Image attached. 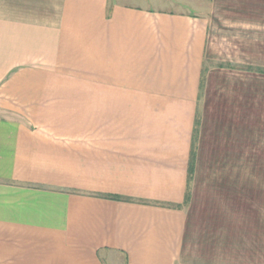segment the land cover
<instances>
[{
  "label": "crops",
  "instance_id": "1",
  "mask_svg": "<svg viewBox=\"0 0 264 264\" xmlns=\"http://www.w3.org/2000/svg\"><path fill=\"white\" fill-rule=\"evenodd\" d=\"M200 3L0 0V264L264 262L260 207L182 206Z\"/></svg>",
  "mask_w": 264,
  "mask_h": 264
},
{
  "label": "rangeland",
  "instance_id": "2",
  "mask_svg": "<svg viewBox=\"0 0 264 264\" xmlns=\"http://www.w3.org/2000/svg\"><path fill=\"white\" fill-rule=\"evenodd\" d=\"M188 10L205 17L207 33L192 134L195 140L199 138L198 149L192 156L193 159L198 157V160L193 174L191 176L187 174L189 179L182 206L187 210L188 216L194 214L193 209L210 208V206L221 208L257 206L261 209L260 222L264 223V177L261 178V175H264V122L263 136L258 142L262 151L258 152V156L251 151L250 161L243 167L244 179L235 176L241 175L237 167L228 165L233 164L232 160L226 161L227 163H224L226 166L224 164L217 166L212 161L214 155L206 148L208 137L203 132V118L213 111L212 107L218 100L217 93L224 94L226 100L230 102L235 93L237 101L248 103V107H252L254 112V99L251 94L252 74L246 69L250 64L264 66V0H201L198 8L189 7ZM261 98L262 116H264V89ZM222 99L224 100V97ZM207 103L211 105L206 107ZM257 129L258 126H254L252 134L255 137H257ZM224 170H231L233 172L231 178L239 180L234 184L232 180L222 182L225 189L216 182L217 174ZM251 178L256 179L255 182L258 184ZM236 183L243 185L241 187L243 203L231 198L233 196L231 187L236 188ZM196 221V224H199L197 219ZM193 235L195 240L192 247L190 246V255L187 259L191 262L204 261L205 256L201 253L202 244L197 240L200 234L193 232ZM261 244H264V234ZM249 251L248 247L246 250L243 247L238 249L236 255L238 254L239 257H235V262L242 258L246 262L250 261L253 255L251 256ZM192 252H196L195 258ZM260 257L264 261V248Z\"/></svg>",
  "mask_w": 264,
  "mask_h": 264
},
{
  "label": "trees",
  "instance_id": "3",
  "mask_svg": "<svg viewBox=\"0 0 264 264\" xmlns=\"http://www.w3.org/2000/svg\"><path fill=\"white\" fill-rule=\"evenodd\" d=\"M246 71L252 74L251 94L254 99V112H252V107H248V103H239L235 97V93L234 97L231 99L232 102L227 101L224 94L217 93L218 100L212 107L213 111H210L208 115L203 118V132H205L208 137V147L206 148L211 151L210 154L214 155V158H211L212 161L216 163L217 166H221L227 163L226 161L230 162L232 160L233 164L228 165L233 168L237 167L241 175L235 176L241 177V179L245 178L243 167L250 161L251 151H254L256 156H258V152L262 151L258 142L263 136L264 122V116H262L263 106H261V96L264 89V66L261 64H250L247 66ZM222 97H224V100ZM209 105H211V103H207L206 107H209ZM254 126H258L257 137L252 134ZM198 139L195 140V138H192L191 140L188 161L189 176L195 171V164L198 160V157L196 159L192 158L194 152L198 149ZM255 142H257V144ZM252 144L254 147H252ZM224 166H226V164H224ZM232 173L231 170H224L217 174L216 182L218 185L225 189L222 182L232 180V184H234L236 181H239L238 179L231 178ZM263 177L264 175L262 174L261 178ZM251 180L256 183V179L251 178ZM241 187H243L241 183H236V188H231H233L234 201L243 203V200L240 198L243 191Z\"/></svg>",
  "mask_w": 264,
  "mask_h": 264
}]
</instances>
